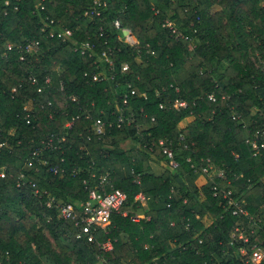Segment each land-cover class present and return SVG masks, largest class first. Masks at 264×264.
Here are the masks:
<instances>
[{"label": "trees", "instance_id": "obj_1", "mask_svg": "<svg viewBox=\"0 0 264 264\" xmlns=\"http://www.w3.org/2000/svg\"><path fill=\"white\" fill-rule=\"evenodd\" d=\"M49 19L71 37L42 34ZM30 39L36 54L22 52ZM252 55L264 63V0H0V264H252L250 247L264 249V68ZM119 106L132 121L117 124ZM159 138L171 140L176 169L151 170L150 160L167 163ZM207 159L223 177L201 172ZM103 174L126 201L92 240L77 237L57 203L78 212ZM139 192L149 210L133 220Z\"/></svg>", "mask_w": 264, "mask_h": 264}, {"label": "built area", "instance_id": "obj_2", "mask_svg": "<svg viewBox=\"0 0 264 264\" xmlns=\"http://www.w3.org/2000/svg\"><path fill=\"white\" fill-rule=\"evenodd\" d=\"M95 1H98V0H95ZM7 2H8V0H5V3H7ZM154 12L158 13V10L155 9ZM95 13L98 14V11H95ZM49 24H53V19H49L48 23L40 26L39 30L42 34L49 36V37H54V36L63 37V38L71 37V30L70 29L61 28V29L55 30L53 28V26L47 27ZM114 24L116 27L121 28L120 22L118 20H115ZM162 25L169 27L171 29V34H174L175 36L178 35L176 32V29L174 28V26L170 20L165 19L163 21ZM128 32L129 33L124 34V40L126 42H128L129 44L136 43V39H135L134 35L130 31H128ZM85 44L87 45L88 43H85ZM5 47L7 50H11L14 47H16V45H14L13 43L7 42ZM39 47L40 46H39V40L38 39H30L23 45L22 52L23 53H29V54H36L39 51ZM23 53L20 55V58L24 57ZM103 56H105V60L107 62H109V63L111 62L109 59V55L107 53L103 52ZM126 68H127V64H124L122 66V69H126ZM98 77H99V74H97V73L94 74L95 79ZM29 79L32 83H35V81H36L35 77H33L31 75L29 76ZM45 80L49 81L50 78L48 76H46ZM208 97L212 100L214 99L212 94H210ZM71 99H74V97H71ZM122 103L126 105V103H127V96L126 95L123 98ZM173 105L174 106H184L185 102L183 100H177L176 99L174 101ZM159 106L162 107L163 105L160 104ZM125 108H126V106H119L118 110H119L120 114L116 120L117 124H122L124 122V120H126L127 122L132 121V119H133L132 113H128V115L125 114L123 112L125 110ZM72 121H73V117L71 119L67 120L65 122V125L70 126ZM104 125H105V122L103 120H101L100 118H97L92 122L91 130H92V132H94L96 134H101V133H103ZM257 136H258V133H257V135H255V138L248 139L249 143L251 144V146L255 150H258L262 146L261 143L258 144ZM52 140L53 139L50 136L42 138L40 140L41 147H40V149L39 148L36 149V151L34 152L35 153L34 155L39 154V152L42 148L52 146ZM1 144L2 143H0V145ZM157 146L161 150V152L163 153L165 158L167 159L168 166L171 169H176L177 166L179 165V162L175 158V154H174L173 148L171 146V140L168 138H159L158 142H157ZM27 163L29 166L32 165L31 160H29ZM213 167L214 166L207 159L205 164H202V166H201V172L206 174L208 177L213 176V175L223 177V171L219 170L217 168H215L214 173H210V171ZM53 172L54 173L58 172V169L54 168ZM0 175H3V172H1ZM24 177H25L24 173H20V175L18 176V179H17V185L18 186L25 184V181L23 180ZM107 181H108L107 175L103 174L100 176L98 183H97V186H94V187L86 186L88 198L82 204V206H80L78 212H76L72 203H65V202L64 203L63 202L57 203L59 213L62 217H64V218H75L76 219L75 222L79 226V231L76 234L77 237H81V235L86 234L87 239L92 240L93 239V232L95 230H97L98 228L105 227L110 221L111 214L113 212L120 211L121 206L126 201L127 194L121 188L114 187L112 184H110V188L108 190L105 189V184L107 183ZM32 185L34 186V183H32ZM211 190L213 191V194H216L217 193L216 185H212ZM37 192H38V189L35 188V193H37ZM45 193H46L45 204H46V206L49 207L54 203V198L48 192H45ZM229 193H230V191H223V196L226 197V195H228ZM136 197L139 198L140 200H145V196L141 192L137 193ZM230 202L235 206L232 210L233 214H236L238 212L243 213V214H247V211L240 204H237V202H235L233 200H231ZM122 213L125 214L126 211L124 210V211H122ZM132 219L137 220L138 218L133 215ZM238 237H240L243 240H247V237L242 230L239 231ZM101 246L103 248H110L111 243H110V241H105V242L101 243ZM240 251L242 253H245V250L243 247L240 249ZM248 253H249V256H248L247 261H250L252 264H258L260 262V260L264 257V249L261 246L256 245V244H254L250 247V250Z\"/></svg>", "mask_w": 264, "mask_h": 264}, {"label": "crops", "instance_id": "obj_3", "mask_svg": "<svg viewBox=\"0 0 264 264\" xmlns=\"http://www.w3.org/2000/svg\"><path fill=\"white\" fill-rule=\"evenodd\" d=\"M190 119L191 118H187L186 120H184L182 122L181 125L184 126L185 124H187L190 121ZM149 163H150L151 170L155 173H159V172L163 171L164 169L169 168L167 163L162 159H159L157 161L150 160ZM122 168L123 167H119V170L121 171ZM205 181H206V177L203 174H200L195 178V182L198 185L204 183ZM129 210L134 213V216H136L137 218H141V217L145 216L146 211L149 210V206H148V203L146 200H141L140 205L138 207H130ZM146 216H148V215H146Z\"/></svg>", "mask_w": 264, "mask_h": 264}, {"label": "rangeland", "instance_id": "obj_4", "mask_svg": "<svg viewBox=\"0 0 264 264\" xmlns=\"http://www.w3.org/2000/svg\"><path fill=\"white\" fill-rule=\"evenodd\" d=\"M128 33H129V32H128ZM252 57L255 58L257 64H261V65L263 66V68H264V63H263V61L259 60V58H258L257 56H255V55H252ZM214 170H215V167H213V168L211 169L210 173H214Z\"/></svg>", "mask_w": 264, "mask_h": 264}, {"label": "water", "instance_id": "obj_5", "mask_svg": "<svg viewBox=\"0 0 264 264\" xmlns=\"http://www.w3.org/2000/svg\"><path fill=\"white\" fill-rule=\"evenodd\" d=\"M128 29H126V28H124L123 30H122V32H123V34H127L128 33Z\"/></svg>", "mask_w": 264, "mask_h": 264}]
</instances>
